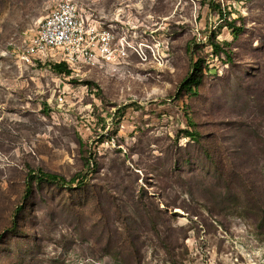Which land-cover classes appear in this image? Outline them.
<instances>
[{"label":"rangeland","instance_id":"1","mask_svg":"<svg viewBox=\"0 0 264 264\" xmlns=\"http://www.w3.org/2000/svg\"><path fill=\"white\" fill-rule=\"evenodd\" d=\"M62 1L0 0V264H264V0H70L147 55L70 76L22 58Z\"/></svg>","mask_w":264,"mask_h":264},{"label":"built area","instance_id":"2","mask_svg":"<svg viewBox=\"0 0 264 264\" xmlns=\"http://www.w3.org/2000/svg\"><path fill=\"white\" fill-rule=\"evenodd\" d=\"M134 54L142 60L147 58L143 44L136 46L127 34L118 35L66 0L42 21L37 33L24 46L22 58L31 62L52 56L69 68L120 69Z\"/></svg>","mask_w":264,"mask_h":264},{"label":"trees","instance_id":"3","mask_svg":"<svg viewBox=\"0 0 264 264\" xmlns=\"http://www.w3.org/2000/svg\"><path fill=\"white\" fill-rule=\"evenodd\" d=\"M215 6V4H213ZM223 13H221L222 15ZM226 26L228 29H230L234 36H238L239 32L242 31V28H237L235 26L234 21L227 22ZM210 45L213 49V54L216 56H220V54H225L227 58H231L230 52L226 51L222 44L216 41V36L212 35L210 38ZM189 51L194 52L192 47H189ZM204 64L205 61L203 59H199L196 62L192 63L191 72L188 76V78L185 79L184 82H182L180 89L181 92H184L185 94H189L191 96H197L198 90L200 86L203 84L204 80ZM53 72H55L58 75H66L70 76L72 74V70L69 68V66L66 63H54L51 65ZM186 136L191 138L192 140H198L199 135L195 131L185 132ZM85 166L89 169V171L93 170L96 166V163L91 167V160L88 159L85 162ZM87 178V174L84 175L82 173L77 174L75 177L71 178L70 180H67L65 177L60 176L58 174L45 172L43 170H38L36 173L29 174L28 181H27V187H26V198L32 195L34 191V184H47L51 186H55L59 189H72L73 184L78 183L79 188L84 187L85 181ZM20 210L17 211V213ZM264 212V209H263ZM263 224H264V217H263ZM16 227V222L13 223V226L11 229H14Z\"/></svg>","mask_w":264,"mask_h":264}]
</instances>
